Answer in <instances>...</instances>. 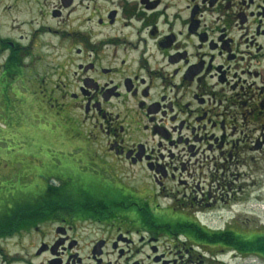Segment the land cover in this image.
I'll use <instances>...</instances> for the list:
<instances>
[{
    "label": "flooded vegetation",
    "instance_id": "af4514ba",
    "mask_svg": "<svg viewBox=\"0 0 264 264\" xmlns=\"http://www.w3.org/2000/svg\"><path fill=\"white\" fill-rule=\"evenodd\" d=\"M4 1L0 90L75 132L104 187L58 185L47 210L35 193L0 202L36 235L11 253L0 235V264L220 261L204 213L263 185L264 0Z\"/></svg>",
    "mask_w": 264,
    "mask_h": 264
},
{
    "label": "rangeland",
    "instance_id": "374dc122",
    "mask_svg": "<svg viewBox=\"0 0 264 264\" xmlns=\"http://www.w3.org/2000/svg\"><path fill=\"white\" fill-rule=\"evenodd\" d=\"M4 3V0H0V34L6 31L10 33L12 29V15L1 13ZM5 25L7 28H4ZM37 106L32 98L23 99L20 102L9 88L3 92L0 90V114L9 110L7 116L4 115L5 120L7 117L9 120L4 124L5 128L0 129V188L2 187L0 193L8 198L6 203L9 206L20 202L28 204L26 196L35 193L34 202L43 204L42 208L47 210L55 202H63L61 194L49 192L50 190L53 192L58 185L62 188L61 192L69 194L70 197L76 195L73 189L78 185L104 187V184L96 178L98 175L92 173L94 169H99L96 163L81 157L82 146H75L74 143L71 145V140L78 138V135L72 131L63 130L60 133H54L56 131L54 129L52 132L48 131L43 119L35 115V113L42 114ZM245 197L246 202L243 201L230 209H214L205 212V221H203L206 225L205 229L211 232L230 230L243 236H264V177L263 185ZM73 200L74 197L70 201L73 202ZM9 206H0V229L3 227L4 230H8L2 235L10 234L6 237L8 240H2L5 242L3 246L10 253L30 252L32 249H29V240L32 239L29 237L35 239L36 235L32 232L28 234L24 230L20 231L21 228H18L19 232L17 229L14 233L15 226L11 227V223L3 220L5 215L9 216L10 212L16 211ZM46 229L47 226H43L41 234L45 233ZM93 229L94 227L87 225L84 227L83 234L89 232V240L94 237V234H90ZM195 234L199 233L195 232ZM217 239L220 242L215 243L209 238L210 246L206 248L208 255L217 256L220 261L214 260L207 264H264V255L255 246L258 245V241H254L256 239L247 243V249L239 248L242 245L236 243L235 239L228 243L223 242L225 239L222 236ZM261 246L264 252V245L261 244Z\"/></svg>",
    "mask_w": 264,
    "mask_h": 264
},
{
    "label": "trees",
    "instance_id": "16d2710c",
    "mask_svg": "<svg viewBox=\"0 0 264 264\" xmlns=\"http://www.w3.org/2000/svg\"><path fill=\"white\" fill-rule=\"evenodd\" d=\"M4 94V93H3ZM2 94V95H3ZM7 98V97H6ZM9 100H8V98H7V102H8ZM9 104H10V101H9ZM8 112H9V110L7 109V111H5L4 113H2V114H0V119H1V123H0V129L3 127V128H5V126H4V124H6L7 123V120H9V117H7V120H5V118H4V115H6L7 116V114H8ZM5 116V117H6ZM3 118V119H2ZM3 197L5 198L6 197V195L4 196V194L3 193H0V202L1 203H3V204H7L6 203V201L5 202H3L4 200H2L3 199ZM7 198V197H6ZM7 201H8V198H7ZM5 232H6V230H4V228L2 227L1 229H0V234L2 235V234H5ZM196 233L198 232L199 234H202V235H208V233H206L204 230H202L201 228H196V231H195ZM194 232V233H195ZM204 233V234H203ZM220 236H222L225 240H223V242L224 243H228V241L230 242V241H232L233 239H235V241H236V243H239L240 245H242V246H239V248H245V249H247L246 247L248 246L247 245V243H250V242H252L254 239H256V240H254V241H258L257 242V244L258 245H255L257 248H258V250L259 251H261L260 253H262L263 255H264V252L262 251L263 249V246H261V244L262 245H264V239H263V237L264 236H256V235H248V236H243V234H240V233H234V232H231L230 230H223L222 232H215V233H213V234H211V237H209L212 241H215V243L216 242H220V241H218V237H220ZM243 237H245L246 239H244ZM244 245H246V246H244ZM237 247V246H236ZM260 247V248H259Z\"/></svg>",
    "mask_w": 264,
    "mask_h": 264
}]
</instances>
